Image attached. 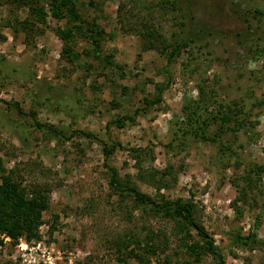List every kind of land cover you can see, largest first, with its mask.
<instances>
[{
	"label": "rangeland",
	"instance_id": "374dc122",
	"mask_svg": "<svg viewBox=\"0 0 264 264\" xmlns=\"http://www.w3.org/2000/svg\"><path fill=\"white\" fill-rule=\"evenodd\" d=\"M90 1L76 3L100 46L83 52L74 32L70 62L58 34L70 23L49 0H0V157L48 198L41 238L3 240L0 264H216L194 228L109 187L104 142L119 143L106 160L129 183L192 203L224 264H264V0ZM142 24L171 44H145ZM221 105L237 110L222 121ZM255 222V242L232 240Z\"/></svg>",
	"mask_w": 264,
	"mask_h": 264
},
{
	"label": "trees",
	"instance_id": "16d2710c",
	"mask_svg": "<svg viewBox=\"0 0 264 264\" xmlns=\"http://www.w3.org/2000/svg\"><path fill=\"white\" fill-rule=\"evenodd\" d=\"M175 1L177 2V0ZM92 3L89 0V4ZM78 8L76 0H49V10L51 15L57 19H64L66 23H70L69 26L58 27V34L64 38L66 42L62 47L61 54L70 62L77 59L76 54L78 53L75 52L72 46L68 44V40L77 37L76 35L78 34L82 35V37L87 38L86 41L91 45V47H85L82 50L83 52L90 53L98 50L100 46V38L103 36L104 32L103 28L97 22L89 21L88 17L82 14ZM30 11L33 12L32 15L35 17H44L46 15V11L43 6H33L30 8ZM258 11L262 12L261 10ZM27 19L24 18L23 20H20V23L24 25L26 24L27 26ZM182 23L185 24V21ZM84 24H87L86 29H83L85 27ZM141 27L142 29L138 28L136 31H138L143 37L145 44L152 45L158 39L171 44L166 37L156 30L153 24H150L149 26L142 24ZM186 33L190 32L188 31ZM186 37L189 38L190 34H187ZM175 49L176 47L173 45L167 53L168 61L173 56ZM15 104L17 107L16 110L23 112L21 107L17 103ZM138 110L139 108H135L133 113L136 114ZM236 110L237 109L234 108L231 109L229 105L228 107L222 106L220 109V120L224 121L225 119H228L231 114L233 115L236 112ZM126 118L133 120V116L127 115L123 117V119H117L116 122L119 126H122L125 122L124 119ZM233 120H235L238 124L240 118H234ZM36 125L38 128H42L50 133H53V136L55 137L62 134L63 137L69 138L75 133H80L82 136L95 137L91 131L83 129H76L68 134H65L61 129L49 124L45 127L46 124L36 121ZM118 144L119 143L117 142H112L111 145L106 142L102 144L105 165L108 169L109 187H111V189L117 194L130 195L132 199L139 204H147L155 211H163L166 215L176 216L181 219L184 225L194 228L201 236L203 239L202 248L218 257L216 264H224L223 258L214 248L213 238L195 219L191 202L182 201L179 198L156 200L149 193L142 191L137 185L129 183L127 179L122 178L115 166L107 163L106 159L112 154L114 148ZM137 150L143 152L147 149L146 147H139ZM138 151L136 156L139 155ZM4 171L5 169L0 157V234L8 236L10 238L9 241L13 244L18 242L20 237H24L28 242L31 239H40L41 235L39 232V226L43 222L41 219V212L48 204V198L43 190V187L41 188L40 185H32L29 189H27L24 185H22L21 180L17 176L13 175V169L8 171V173H5ZM257 173L259 174L260 171H257ZM150 176L153 178L152 180L156 182L155 184H167L166 181L161 179L162 177L155 179L154 174ZM257 226L258 222H255L252 229L246 234L235 232L231 237L232 240L241 244L255 242L257 238ZM2 241L3 237L0 238V242Z\"/></svg>",
	"mask_w": 264,
	"mask_h": 264
},
{
	"label": "built area",
	"instance_id": "2783aa9c",
	"mask_svg": "<svg viewBox=\"0 0 264 264\" xmlns=\"http://www.w3.org/2000/svg\"><path fill=\"white\" fill-rule=\"evenodd\" d=\"M3 236V235H2ZM9 239V237L8 236H3V240H8Z\"/></svg>",
	"mask_w": 264,
	"mask_h": 264
}]
</instances>
